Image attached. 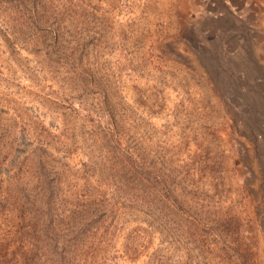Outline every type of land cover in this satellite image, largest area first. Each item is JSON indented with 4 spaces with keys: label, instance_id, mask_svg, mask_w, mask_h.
<instances>
[{
    "label": "rangeland",
    "instance_id": "374dc122",
    "mask_svg": "<svg viewBox=\"0 0 264 264\" xmlns=\"http://www.w3.org/2000/svg\"><path fill=\"white\" fill-rule=\"evenodd\" d=\"M0 264H264V0H0Z\"/></svg>",
    "mask_w": 264,
    "mask_h": 264
},
{
    "label": "trees",
    "instance_id": "16d2710c",
    "mask_svg": "<svg viewBox=\"0 0 264 264\" xmlns=\"http://www.w3.org/2000/svg\"><path fill=\"white\" fill-rule=\"evenodd\" d=\"M118 144V143H117Z\"/></svg>",
    "mask_w": 264,
    "mask_h": 264
}]
</instances>
